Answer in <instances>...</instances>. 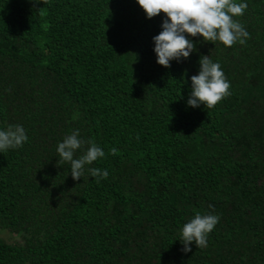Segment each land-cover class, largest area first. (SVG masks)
I'll use <instances>...</instances> for the list:
<instances>
[{
  "label": "trees",
  "instance_id": "16d2710c",
  "mask_svg": "<svg viewBox=\"0 0 264 264\" xmlns=\"http://www.w3.org/2000/svg\"><path fill=\"white\" fill-rule=\"evenodd\" d=\"M246 2L245 43L197 35L164 67L165 14L136 0H0V128L28 137L0 153V264H264V0ZM203 55L230 84L207 109L186 105ZM76 129L74 158L104 156L74 181L56 145ZM196 213L219 219L185 253Z\"/></svg>",
  "mask_w": 264,
  "mask_h": 264
},
{
  "label": "clouds",
  "instance_id": "9594fccd",
  "mask_svg": "<svg viewBox=\"0 0 264 264\" xmlns=\"http://www.w3.org/2000/svg\"><path fill=\"white\" fill-rule=\"evenodd\" d=\"M44 2V0H43ZM144 10L146 18H151L161 11V31L152 37L153 52L156 62L170 67V62H180L189 57L195 50L192 37L199 35L203 41L222 42L225 47L234 42L245 43L249 33L243 25L233 19L240 16L247 8L246 0H136ZM33 5L40 0H31ZM190 92L186 105L193 108L201 104L207 109L229 95L230 84L218 62H213L208 55L199 57V70L190 76ZM79 130L64 136L56 145V152L62 161L70 163V174L75 181L83 177L85 165L91 164L104 156L102 148L89 142L86 151L79 158L74 152L81 148L84 141L78 136ZM28 137L22 125H9L0 128V153L7 149H15L27 141ZM115 152V149L111 150ZM90 176L104 179L107 169L89 168ZM218 215L194 214L179 228L178 240L182 244V252L191 250V243L196 247H205L207 234L218 222ZM177 240V239H176Z\"/></svg>",
  "mask_w": 264,
  "mask_h": 264
},
{
  "label": "rangeland",
  "instance_id": "374dc122",
  "mask_svg": "<svg viewBox=\"0 0 264 264\" xmlns=\"http://www.w3.org/2000/svg\"><path fill=\"white\" fill-rule=\"evenodd\" d=\"M5 237H7V239H9V240H12V239H14V238H17L18 236L17 235H15V234H8V233H4L3 234Z\"/></svg>",
  "mask_w": 264,
  "mask_h": 264
}]
</instances>
